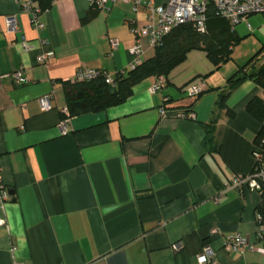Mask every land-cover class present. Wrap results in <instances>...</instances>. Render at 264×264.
<instances>
[{
  "label": "crops",
  "instance_id": "0c3cea01",
  "mask_svg": "<svg viewBox=\"0 0 264 264\" xmlns=\"http://www.w3.org/2000/svg\"><path fill=\"white\" fill-rule=\"evenodd\" d=\"M23 1L0 0V185L8 193L0 198V264H199L204 245L215 264H264L260 193L226 189L252 171L264 119L247 105L264 102V90L246 78L221 106L220 90L238 67L229 59L216 67L193 49L163 88L151 92V76L118 105L64 119L65 85L84 68L127 71L130 23L146 24L150 4L168 0H118L107 10L87 0H32L40 29ZM7 16L16 31L6 30ZM142 46L146 60L154 47L147 39ZM48 49L53 56L37 62ZM20 68L23 84L11 76ZM200 79L203 93L188 97L186 88ZM45 93L53 106L41 111ZM187 109L195 119L181 116ZM234 233L249 243L242 253L224 250Z\"/></svg>",
  "mask_w": 264,
  "mask_h": 264
},
{
  "label": "built area",
  "instance_id": "2783aa9c",
  "mask_svg": "<svg viewBox=\"0 0 264 264\" xmlns=\"http://www.w3.org/2000/svg\"><path fill=\"white\" fill-rule=\"evenodd\" d=\"M91 7H95L100 10H107L109 7L118 0H87ZM128 2L130 0H121ZM146 0H134L136 5L145 3ZM212 2L216 10V14L225 19L231 26L246 21V17L251 14L262 13L264 14V0H168L165 4L159 6H152L150 4V14L148 16V22L143 25H139L136 22L130 23V30L134 35V41L129 52L132 56V62L129 69H133L136 65L142 62V55L144 48L142 46V40L147 39L148 44L155 47L160 40L170 33V31L178 25L190 23L197 31L204 32L206 30V10L207 3ZM22 8L29 12L30 22L36 29L43 27V24L39 20V13L41 8L35 6L32 0H24ZM5 26L8 32H14L17 30V23L13 16L5 17ZM246 26L251 30L250 24L247 22ZM112 47H116L118 42L116 39H110ZM22 47L25 50L30 49V45L26 41L21 42ZM53 56V50H45L36 57L37 62L46 63ZM102 75L105 82L111 86H114V78L112 75L98 69L84 68L79 72L75 81H84L96 78ZM12 78L16 83H25L27 81L23 68L11 73ZM165 85V79L162 76L156 77V80L151 85V92H155ZM204 81L192 83L186 88L187 96L195 99L204 90ZM39 108L41 111H48L52 108V96L50 93H45L38 99ZM67 114V107L63 109ZM160 113L165 114V109L160 108ZM179 114V113H178ZM183 117H189L195 119V112L193 109H189L181 114ZM66 119V118H64ZM252 156H253V168L251 173L244 176H235L226 185V189H236L240 193L245 190L261 192V182L264 181V121H262L259 132L256 135L252 143ZM0 198L2 200L8 198V193L0 185ZM217 199V198H216ZM259 219V216H258ZM257 219V220H258ZM5 220L0 219V225H4ZM262 233L264 228L259 225L257 231V238L262 239ZM249 245L245 236L240 233H234L226 236L224 240V250L243 252ZM173 250H179L180 245L174 243ZM13 250V248H12ZM197 262L199 264H215L216 258L214 251L209 245H204L201 252L197 256ZM15 264H22L16 262Z\"/></svg>",
  "mask_w": 264,
  "mask_h": 264
},
{
  "label": "trees",
  "instance_id": "16d2710c",
  "mask_svg": "<svg viewBox=\"0 0 264 264\" xmlns=\"http://www.w3.org/2000/svg\"><path fill=\"white\" fill-rule=\"evenodd\" d=\"M235 42L234 26L219 17L214 4L208 2L204 32L197 31L190 23L176 26L155 45L150 58L142 60L133 69L116 73L113 76L114 86L106 83L102 75L90 80L66 84L64 97L68 112L62 117L68 118L82 113L100 111L124 102L132 94L133 87L137 83L151 76H162L165 79L170 70L181 63L187 52L193 49L205 51L208 59L218 67L231 58ZM262 51H264V46L228 79L227 84L220 90L219 102L221 106L224 105L225 98L230 92L246 78L253 80L264 90V59L256 63ZM202 93L203 91L196 98ZM247 110L256 115L259 120L264 119L262 99H252L247 105ZM260 196L261 200L257 207L259 219L257 221L264 228V181L261 182Z\"/></svg>",
  "mask_w": 264,
  "mask_h": 264
},
{
  "label": "rangeland",
  "instance_id": "374dc122",
  "mask_svg": "<svg viewBox=\"0 0 264 264\" xmlns=\"http://www.w3.org/2000/svg\"><path fill=\"white\" fill-rule=\"evenodd\" d=\"M249 23L251 30L246 26ZM262 28H264V14H251L246 17V21L240 22L234 26L236 42L234 43L233 51L231 52L232 59L229 58L230 65L238 68L244 65L255 53H257L262 46H264V35H262ZM259 60L264 59V51L259 54ZM255 63V64H256ZM238 64H240L238 66ZM250 70V68H248Z\"/></svg>",
  "mask_w": 264,
  "mask_h": 264
},
{
  "label": "water",
  "instance_id": "95a60500",
  "mask_svg": "<svg viewBox=\"0 0 264 264\" xmlns=\"http://www.w3.org/2000/svg\"><path fill=\"white\" fill-rule=\"evenodd\" d=\"M10 194L12 193V192H9Z\"/></svg>",
  "mask_w": 264,
  "mask_h": 264
}]
</instances>
